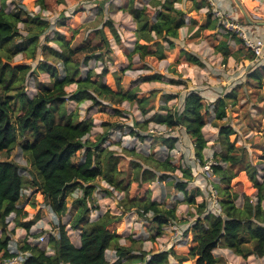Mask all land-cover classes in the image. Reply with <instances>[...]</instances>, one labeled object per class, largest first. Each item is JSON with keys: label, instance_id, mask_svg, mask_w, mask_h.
I'll return each instance as SVG.
<instances>
[{"label": "trees", "instance_id": "obj_1", "mask_svg": "<svg viewBox=\"0 0 264 264\" xmlns=\"http://www.w3.org/2000/svg\"><path fill=\"white\" fill-rule=\"evenodd\" d=\"M7 1L9 0H0V154L8 156L7 159L0 160V261L10 257L9 245L12 242L10 235H15L16 228L19 227L27 232L20 242V251L29 254L24 264H186L188 262L222 264L220 257L215 254L218 248H225L243 259L251 256L264 258V202L258 197L253 209L249 203L251 197L242 194L243 205L240 207L237 205L239 193L232 192L230 188L233 180L244 174L252 190L256 191L255 196H258V193L264 192V178L262 181L257 179L260 170L253 164L246 148L238 146L237 141H231V136L236 134L234 128L229 124H218L228 119V104L232 107L235 105L237 92L233 90L214 104H209L208 109L211 111L204 108L202 97L193 92L186 97L187 106L179 120L173 119L169 112L167 116L154 114L144 122H136L145 126L155 123L172 129H177L183 124L186 133L191 138L195 137L193 142L196 149L195 156L201 159V152L206 143L204 129L209 124L208 117L211 118L210 124L219 131L218 140L221 148L219 152H214L213 159L225 161L229 165L227 169L221 163H213L211 166L212 174L218 177L219 181V184L215 183L214 186L219 197L222 196L223 215L220 217L212 214L204 215L207 202L198 204L196 201L203 192L199 189L193 192L187 190L193 180L191 168H184L181 171L180 166L172 162L171 150L174 149L177 140L169 138L164 140L169 148V153L164 154L165 159H157L152 152L148 156L140 155L143 160L154 161L159 166L161 169L159 175L151 168L133 162V182L138 188H143L151 186L153 181L166 184L174 181L171 185L184 195V199L179 203L197 209V219L188 230L193 234L191 244L189 248L183 250L174 246L169 251L149 253L137 250L136 243L131 238L128 239L130 243L128 247L121 245L122 236L116 231H111L110 227L121 222L125 213L136 211L142 218H149L148 213H152L151 222L157 226V236L152 238L153 242L163 235V230L168 224L179 222L177 206L170 207L155 201L150 194H139L134 197L130 195L131 182L126 184L121 179L122 172L119 168L121 158L109 148H104L111 138L110 131L120 126L104 124V132L89 136L95 128L93 120H80L77 113H69L67 110L68 102H74L78 106L91 102L99 107L104 103L117 106L125 101L145 103V97L137 99L132 89L124 91L120 86L121 80L107 68H104L99 75L92 69L83 73L82 69L87 68L92 59L104 60L103 51H111L110 42L104 31L105 27H108L117 44H121V37L114 23L108 20L104 27L96 32L102 38V45L76 51L71 48L76 32L71 39L55 32L54 38L48 39V42L56 43L58 50L41 42V37L52 27L51 22L41 15L57 11L65 5L66 0H30L33 8L40 10L39 14L33 16H30L24 4L15 12L8 11ZM109 1L111 0H105L100 5L101 12ZM137 1L127 0L122 8L136 25L133 49L130 51L126 47L123 48L130 60L138 56L141 61L148 58L164 61L167 59V54L163 51L164 46L166 45L169 51L175 50L177 48L175 41L180 38L182 29L187 28L189 32L196 29L191 37H200L205 31H215L219 28L218 22L213 19L211 6L206 4L205 0H191L193 4L189 11L178 7L184 4V0H149L143 7H138ZM205 8L208 9L205 24L199 26L198 18L187 19L189 14L200 12ZM27 23L32 24L33 29L23 42H17L18 38H21L19 25ZM59 26L65 27V24L60 23ZM232 38L236 43L244 44L241 39L228 33L224 40L219 42L217 49H228V44L224 41ZM192 39L194 38L188 42L193 41ZM39 51L44 60L39 62L37 69L48 73L52 84L40 86L37 94L30 98L24 90L27 75L31 72L28 63L37 59ZM88 51L92 53L91 56L85 57L83 61L78 59V56ZM223 54L228 55V51ZM17 55H22V61L13 63ZM198 60L197 56L182 49L179 59L173 64L175 67L172 68V72L179 71L176 69L177 66L178 68L180 65L192 66L189 61L195 63ZM57 65L61 66V70ZM199 66H202L201 62ZM33 74H36V70L32 72ZM107 76L113 77L116 89L105 82ZM163 76L161 73L147 74L141 77V81L160 83L163 82L160 79ZM252 78L259 84L262 81L261 74L257 72L252 74ZM73 85L76 86V90L69 95L66 89ZM170 99L173 97H166V103ZM114 112L115 115L123 114L119 108H114ZM143 112L142 109L141 114ZM132 134H135L133 130ZM25 136L28 138L19 142L20 137L25 138ZM17 146L23 153L30 155L31 166L40 180L39 185L33 182L31 185L36 188L35 193L41 195L44 205L54 216L61 220L69 212L67 201L74 191L83 192V196L74 200L76 212L70 223L73 231H80L79 247L71 242L67 228L61 221L57 227V236H51L47 246L52 247L50 249L53 253H50L47 247L40 248L38 245L28 243L29 238H38L43 233H34L32 230L41 220L42 208L36 203L31 204L33 196L24 204L21 203L26 191L28 175L9 160ZM122 151L128 155L135 154V150L128 147H124ZM80 152H84L83 157L76 162L74 159ZM201 165H203L202 159ZM178 171L182 173L183 180L179 178L172 180L173 175ZM230 172L233 174L229 175ZM97 180L109 186L104 191V198H113L114 191L121 193L114 198L123 211L122 215L106 212L97 220L90 221L89 204L95 203ZM95 207L98 208L97 205ZM31 209L36 211V217L27 220ZM12 215L16 228L8 235V219ZM110 250L116 251L117 260L113 263L107 258Z\"/></svg>", "mask_w": 264, "mask_h": 264}, {"label": "rangeland", "instance_id": "obj_2", "mask_svg": "<svg viewBox=\"0 0 264 264\" xmlns=\"http://www.w3.org/2000/svg\"><path fill=\"white\" fill-rule=\"evenodd\" d=\"M105 0H66L65 5L61 6L57 11H54L53 13H42V17L46 20H49L52 24V27L49 31L45 33V35L42 37L41 42L42 44H48L49 47L55 48L59 50V47L56 43L53 41H49L48 39L54 38V33L59 32L60 34H63L67 37V39H71L74 32L75 36L72 40L71 48L73 50H80V49H86L88 47L96 46V45H102V38L99 36V34H96L100 29L104 27V24L106 21L110 20L114 23L115 28L117 29L120 37H121V44L123 47H121V44H117L116 40L110 33L108 27L104 28V31L106 33V36L110 42L111 51L104 50L103 53L105 54L104 60H96L92 59L89 63L87 68H83V73L85 74L88 70L92 69L95 70V72L99 75L102 73L104 68H107L110 73L116 74L117 78L121 80L120 86L123 88L125 77L128 76L129 73H147V74H163L165 71H168V64H165V61H168L170 64H174L177 62L178 59V52L183 50H186L185 47L178 45V41H180L182 44H190L194 47L199 48L201 45V36L203 37V41L207 42L210 38H212V42L208 43L206 46L212 48L213 50H218L217 46L220 41L224 40V37L226 34H230L231 36L235 35L237 38L241 39L240 33L241 29L245 27L244 21H247V27H260V24L258 21L261 19H264V1L263 0H247V3H241V0H237V3L239 4V7H237L238 4H233L231 2V8L225 9L224 7H216L217 0H207L205 2H208L211 7V12L213 14V9L218 10L220 13H222V17L220 20L215 19L218 24L219 28L215 31H205L200 37L194 36L191 37L187 35L186 32H180V38L176 40L177 48L175 50L169 51L167 54V59L164 61H157L154 58H148L143 61L137 59L138 56H134L132 60L129 59V57L126 55L123 48H127L128 50L133 49V44L136 40L134 32L136 29L135 23L132 21V18L124 13L122 11V8L126 5L127 0H111L107 2L104 6V11H100V5ZM191 0H185L184 4L181 6H178L179 8H182L185 11H189L191 9ZM199 1V0H198ZM201 1V0H200ZM149 2V0H138L137 6L143 7ZM211 2L214 3V5L211 4ZM229 4V2H226ZM24 4L26 6L27 12H29L30 16L37 15L40 13L39 8H33V4L30 0H9L7 1L8 5V11H14L17 10L19 7ZM221 4H224L222 1ZM207 13L208 9L205 8L199 13H191L188 15L187 19L190 18H198V25L201 26L206 23L207 20ZM231 13V14H230ZM243 13V15H241ZM24 19H27L26 16H23ZM251 17V18H250ZM225 21H227V25L225 24ZM63 23L65 24V27H60L59 24ZM228 25H238V27L234 28L233 32H229L227 27ZM20 35L21 38H18L17 42H23V39L28 35V33L33 29L32 24H20ZM187 29V28H185ZM188 30V29H187ZM239 31L240 33H237ZM228 32V33H227ZM248 34L247 32H244ZM191 38L193 41H189ZM234 43H236L233 38L232 40ZM122 48V49H121ZM195 56H198L197 53L193 52ZM91 52H84L80 56H78V59L83 61L85 57L91 56ZM23 59L22 55H17L13 59V63H19ZM44 60V57L41 53V51L38 52L37 59L33 62H29V66L31 67V72L27 75V80L24 85V90L26 91L27 95L32 98L34 97L37 92L40 90V86H51L52 81L50 78V75L48 73L38 71L37 67L40 61ZM151 60V63H148V61ZM201 67H204L203 62ZM59 70H61V66L57 65ZM97 67H100V71L97 72ZM157 68L161 69L157 72H151V68ZM177 71L175 74L171 77H165L166 82L169 84L170 87H183L186 80H195L197 78V73L194 70V68L189 65L186 67H182V65L176 67ZM36 70V74L32 75V72ZM172 71V69H171ZM259 73L262 76V81L259 84L257 81L253 80L252 74ZM147 74L143 75H136L133 78L129 79L127 81L128 83V91L139 86L140 84H151V83H143L141 81V77ZM247 79L244 81V84H236L233 90L237 92V99L235 101V105L228 110V119L224 121L223 123H218L219 125L223 124H229L231 125L235 130V135L231 136V141H237L238 146L246 148L250 159L252 160L253 164L258 166L259 172V179L262 181L264 178V104L262 103H251V109L248 111H245L247 106L250 103V100L245 99L243 103H240V101L243 99L241 95V90L247 86L249 89V95L253 98L259 97L260 100H264V97H260L259 92L255 91V89L264 87V64H257L256 66L252 67L250 71L246 73ZM105 82L109 84L113 89H116L115 81L112 76H107L105 78ZM164 82V81H163ZM174 82V83H172ZM154 83V82H152ZM158 83V82H156ZM76 90V86H70L66 89L67 93L69 95H72ZM124 90V88H123ZM232 90V91H233ZM125 91V90H124ZM150 92H155L157 89L153 88L149 90ZM204 91V90H202ZM202 91H196L195 89L190 90L187 93V96L191 93H197L199 94L202 99ZM231 91V92H232ZM230 92L225 93L223 96L228 94ZM179 95V92H172L169 94H166L164 97H162V102L166 103L165 98L166 97H173V99ZM186 96V97H187ZM144 96H141L142 98ZM219 98L212 103L214 104ZM186 99V98H185ZM172 100V99H170ZM169 100V101H170ZM168 102V101H167ZM122 105V104H121ZM121 105L112 106L108 103H104L103 106H95L91 102H85L78 106L74 102H68L67 103V110L69 113L74 112L77 113L80 120H86V119H92L95 124L96 131L92 132V135H97L99 133L104 132V124H112L114 126H120L115 127L110 132L111 138L109 141L104 145V148H109V150H112L115 152L117 156L121 158L119 168L122 172L121 179L124 180V182L127 184L131 182L130 187V195L131 196H138L139 194H150L151 198L155 201L164 203L165 205H168L170 207L177 206V216L179 217V222L181 225V229L184 230V234L190 235V243L193 238V234L189 232V228L193 226L195 220L197 219V209L193 206H189L184 203H179L181 200L184 199V195H178L179 192L173 185L170 186L168 191H165L163 188L160 189L159 195H156L154 197V193L156 191V187L159 184H166L165 182H157L156 186H149V187H143L138 188L137 184L133 182L134 178V168L132 163H140V159H128L129 156H139L140 155H150L151 152L156 155V158L165 159L164 154H166L169 151V148L167 145H165L164 140L172 138L177 140L175 143V147L173 150H171V155L174 152H177L179 150V147H186L187 143L194 142L192 138L186 133L184 130L182 135H170V136H163L161 138L160 136H156L153 133H140L136 132L135 128H133L131 125H126L122 121H127L129 116L125 112V107L127 106L125 103H123V107ZM211 105V104H210ZM114 108H119L122 110V115H115ZM253 110L255 115H253ZM141 114V113H140ZM241 116H243V121L241 120ZM251 117V118H250ZM97 118L99 119V122L97 124ZM151 118V117H150ZM211 119V118H210ZM210 119L208 117V126H211L216 131L213 133H205V135L208 136V140L211 141L214 138L218 139L219 131L217 128H215L212 124H210ZM244 121H247V123L244 124V129H242L243 135L236 132V127H239ZM141 122V121H137ZM144 122V121H142ZM155 123H150L149 126L153 125ZM156 125V124H155ZM235 125V126H234ZM159 126V125H158ZM207 126V127H208ZM166 128V127H165ZM167 129V128H166ZM178 129V128H177ZM246 129V130H245ZM135 132V134H132ZM117 133H120V135H117ZM249 133H252V135H249ZM125 135H135L136 139L133 140L129 145H125L124 147H128L135 150V154H125L122 149L120 152L115 151L120 144L122 143V138ZM162 136V134H161ZM28 136H25V138L20 137L19 142H23L25 139H27ZM246 138V139H245ZM157 144L160 145V150L157 151H149V149H153L157 147ZM142 145V146H141ZM246 145V146H245ZM212 148L213 154L214 152H219L221 150L220 144L217 146L216 144L209 145ZM84 152H80L76 158L74 159L76 162H78L83 157ZM169 153V152H168ZM195 155V152H194ZM8 156L5 154H0V160L7 159ZM184 158V153H180L179 159ZM9 160L11 162H14L17 164L21 170H24L26 174L28 175V178H26V191L24 194V198L22 199V204L29 201V198L31 199V204L36 203L42 208L41 212V222L39 224H49L50 226L48 228H54V225L52 221L54 220V217L52 216V213H50L49 208L44 205L43 198L38 193L36 194V188L33 187L31 184L32 182L36 185H39L40 180L34 171V169L31 166L30 161V155L25 154L21 151L20 147L17 146L15 151L11 154L9 157ZM214 160V159H213ZM213 164V163H212ZM211 164V165H212ZM177 165V164H176ZM211 165L209 168L211 169L212 174V168ZM179 166V165H177ZM203 167V165H201ZM191 168V167H188ZM193 180L189 183L187 190L189 192H193L196 189L201 190L202 196L197 197V203L201 204L205 200H209L210 198V191H216L213 190L214 184L218 183L219 181L217 178L212 174L213 179L211 180L210 184L207 183V170H205V173H200L195 171L191 168ZM241 175V174H240ZM239 175V176H240ZM244 175V174H243ZM169 176H172L169 174ZM201 176H204L205 179L201 181V183H196L197 180L201 179ZM179 178L182 179V173L180 171L176 172L173 175V179ZM246 178V177H245ZM183 180V179H182ZM247 183H245V180L236 178L233 180L231 184V190L232 192L239 193L240 197L237 200V205L242 206L243 205V198L242 194H247L250 197H253L256 195V191L252 190V187L250 183L248 182V179L246 178ZM95 185L98 187V189L94 193L95 197V203L90 202L89 206H91V214H90V221H95L103 215L106 212H111L113 215L120 216L123 214V211L121 207L118 205V201L115 200L114 197L118 196V194H121L117 191H114V197L113 198H104V191L109 188L107 183L97 180L95 182ZM107 185V187L105 186ZM153 185V184H151ZM203 185V186H202ZM222 187H225L222 185ZM149 192V193H148ZM123 195V194H122ZM83 196V192L80 190H75L74 194L68 199V208L69 212L62 218V222L66 226V230L69 233L71 242L75 246H79L80 241V231H73L70 227V223L72 221L73 215L76 212V207L74 205V200L79 197ZM170 196V200H169ZM221 200L222 196L220 195ZM95 205L98 206V208L95 207ZM264 207V203H263ZM34 217H36V211L30 210L29 211V217L27 220H31ZM14 215H12L8 221H9V227H8V235L11 230L16 228V224L13 222ZM152 217L149 216V218H142L139 217V215L136 213V211L125 213L123 216V219L121 222L114 224L112 227H110L111 231H116L118 234L122 236V239L120 240L121 245L129 246L128 239L131 238L136 243V249L141 250L142 252L146 251L149 252H161L163 250H171L170 244L173 237V234H171L167 228H164L163 235L159 237L156 241H152V238L157 236V226L152 224L151 222ZM191 221V222H189ZM184 225H187L186 227ZM41 226V225H39ZM38 226H35L32 230H34V233L46 231V230H37ZM47 232V231H46ZM45 234V232H44ZM1 235V232H0ZM26 233L22 232L21 228H16V234L10 235V238L19 240L22 242V240L25 238ZM189 244L182 243L179 245L180 247H183L186 249L189 248ZM177 244H174V246ZM52 249V247H50ZM52 251V250H51ZM215 254L220 257L222 264H264V258L258 259L254 256L249 257L248 259H243L241 257L237 258L234 254L226 253L225 251H222V248H218L215 250ZM116 257V251L110 250L108 252V260L113 263L115 262ZM186 264H192L191 262H188Z\"/></svg>", "mask_w": 264, "mask_h": 264}, {"label": "clouds", "instance_id": "obj_3", "mask_svg": "<svg viewBox=\"0 0 264 264\" xmlns=\"http://www.w3.org/2000/svg\"><path fill=\"white\" fill-rule=\"evenodd\" d=\"M232 3L235 4V0H232ZM241 3H247V0H241ZM216 7H224L225 9H227L228 5L217 4ZM237 7H239V5H237ZM241 15H243V13H241ZM243 23L245 27L241 29V32L242 33L247 32L248 38L254 39L256 45L258 46H254L252 50L249 51L247 43L241 45L239 43H234L233 41H231V39H229L227 41H224L225 43L228 44V49L221 48L219 50H213L212 48L206 46L208 43L212 42V38H210L209 41L204 42L203 37L201 36V45L199 48L194 47L193 45L190 44L181 45L180 41H178L177 42L178 45L185 47L186 53L195 52L198 54L199 56L198 61H196L195 63L189 61V63L192 64V67L198 74L197 78L195 80H186L183 87L180 86H177L175 88L170 87L169 84L166 82L165 77H171L173 75H176L171 71V69L174 68L175 65L170 64L168 61H165V64H168L169 70L165 71L164 76L160 78L161 81L164 82L140 84L139 86L132 89V92L136 94L137 99H139L141 96L145 97V103L136 104L134 101H125V104L127 105L125 107V112L128 114L129 118L127 121H122V122L125 123L126 125H131L133 128H135L136 132L153 133L156 136H160L161 138H163V136L182 135L184 132L183 124H181L178 129H172V128L166 129L164 126H158L155 124L151 126H145L143 123L137 124L136 122L137 121L142 122L148 120L154 114L167 116L169 112H171L173 119L179 120L181 115L185 112V108L187 106L185 99L187 93L192 89H195L196 91L204 90L202 91V95H203L202 103L206 110L211 111V109H208V105L212 104L217 99V97H223L225 93L231 92L236 84H244V81L247 79L246 73L250 71L251 68L256 66L257 64H264V19L258 21V23L260 24V27L258 28L247 27L246 20ZM225 24L227 25V21H225ZM228 26L238 27V25H228ZM181 31L186 32L187 35L191 36L192 33L196 31V29H193L191 32H189L187 29H182ZM217 31L219 30L217 29ZM163 51L165 53L169 52V49L166 45L164 46ZM225 51H228V55L223 54ZM200 62H203L204 67L199 66ZM148 63H151V60H149ZM185 67L187 69V66ZM159 70L161 69H157L155 67L150 69L151 72H157ZM96 71L99 72L100 67H97ZM143 74H147V73H135V72L129 73L124 80V84H123L124 90L128 91L127 81L129 79L133 78L136 75H143ZM153 88L157 89V91L150 92L149 90ZM255 91L259 92L260 97H264V87L257 88L255 89ZM172 92H179V95L176 96L174 99L168 101L167 103H163L161 98L164 97L166 94ZM241 95L243 99L240 101V103H243L245 99L250 100V103L245 109V111L251 109V103L259 102L264 104V100H260L259 97L253 98L249 95V89L247 88L246 85L241 90ZM121 106L123 107L124 105L122 104ZM213 106L215 107V105ZM231 108L232 105L228 104V110H230ZM142 109L144 110V112L143 114H140ZM253 115H255L254 110H253ZM99 119L100 118H97V124L99 122ZM241 120L243 121V116H241ZM223 122L224 121H220V123ZM245 123H247V121H244L239 127H236L237 133L243 135L242 129H244ZM93 131L95 132L96 129L94 128ZM215 131L216 130L213 129L211 126L205 127L204 129V132L209 134ZM91 135L92 132L89 133V136ZM117 135H120V133H117ZM249 135H252V133H249ZM135 139H136L135 135H125L122 138V143L117 149H115V151L120 152L125 145H129ZM192 140L195 141V137H193ZM204 140L206 143L203 148V151L201 152L203 167H201V159H197L196 156L194 155L196 149L194 143L192 142L187 143L186 147L178 146L179 150L177 152L172 153L170 158L174 164L180 166L181 171H183L184 168H188V167H191L192 169L200 173H205V170H207L206 182L210 184L211 180L213 179V176L211 174V169L209 168V166L212 163H221L224 164L225 168L227 169L229 165L225 161L213 160V151L209 145L216 144L217 146H219V140L214 138L213 140L209 141L207 135L204 136ZM159 150H160L159 144H157V147L153 149H149V151H157V152ZM180 153H184L183 159H179ZM128 159H140L143 167L151 168L153 171L157 172V175H159V171L161 169L159 168L158 165L155 164L154 161H145L142 158H140L138 155L129 156ZM143 167L141 168V172L143 171ZM228 174L231 175L233 173L230 172ZM216 178L218 179V177ZM204 179L205 177L201 176V179L197 180L196 183H201V181ZM238 179L245 180V183H247L246 178L243 174H241L238 177ZM257 179H259V177H257ZM171 183H174V181L170 182L168 185L159 184L156 187L154 197L156 195H159V191L161 188H163L165 191H168V189L171 186ZM156 185L157 182L153 181V185L151 186H156ZM105 186L107 187V185ZM177 194L183 195V193H177ZM258 197L262 199V202H264V192L258 193V196L251 197L249 203L251 204L253 209L256 206V200L258 199ZM170 199L171 198L169 196V200ZM148 215L151 216L152 213L149 212ZM184 226L186 227L187 225ZM180 230L177 231L176 238L179 237ZM14 247H15L14 244L9 245V248H14ZM5 264H8V262L6 261Z\"/></svg>", "mask_w": 264, "mask_h": 264}, {"label": "built area", "instance_id": "obj_4", "mask_svg": "<svg viewBox=\"0 0 264 264\" xmlns=\"http://www.w3.org/2000/svg\"><path fill=\"white\" fill-rule=\"evenodd\" d=\"M211 4L214 5L213 2H211ZM213 17L215 19H217V20H220L221 17H222V13H220L218 10H214L213 9ZM226 27H227L229 32H233L234 28H235V27H229V26H226ZM237 33H240V32L237 31ZM240 37H241V40L243 41L244 44L247 43L248 48H249L250 51L252 50V48L254 46H258V45H256L254 39H249L248 38V34H246L244 32L243 33L241 32L240 33ZM214 189H215V186L213 187V190ZM209 193H210L209 194L210 195L209 200L208 201L205 200V202H207V208H206V212L204 213V215L212 214V215H214L216 217L222 216L223 215V211H222V207H221V198L219 197L218 192L217 191H210ZM52 216L54 217V220L52 221V223L54 225V228H48L50 226L49 224L41 225L39 227V229H37V230H46L47 232L44 231L45 232V234H44V232L41 231L43 233H42V235L40 237L35 238V239L32 238V237L29 238L28 239V243L29 244L38 245L40 248H45V247L48 246L50 237L51 236H54V237L57 236V234H58V228L57 227L60 224V221L62 222V219L60 220V218H57L53 214H52ZM180 229H181V225L178 222L168 224L167 230L171 234H173V237H172V240H171V244H170L171 245L170 249H172L174 247V244H177L175 246H179L182 243H185L186 245L190 243V235L188 234V235L185 236L184 230H180ZM178 230H180L179 231V237L176 238ZM33 232H34V230H33ZM11 241H12L11 244H14L15 247L14 248H9L10 257L3 258L0 261V264H5L6 261L8 262V264H24L26 259H27V257H28V255H29L28 252L20 251V241L19 240H15V239L11 238ZM47 249H48V251L50 253H53L49 247H47ZM163 251H165V250H163ZM114 258H115V261H116L117 258L116 257H114Z\"/></svg>", "mask_w": 264, "mask_h": 264}, {"label": "crops", "instance_id": "obj_5", "mask_svg": "<svg viewBox=\"0 0 264 264\" xmlns=\"http://www.w3.org/2000/svg\"><path fill=\"white\" fill-rule=\"evenodd\" d=\"M185 1V0H184ZM200 1V0H199ZM205 1H207V0H205ZM224 2V4H227L226 2H229V4H227L228 5V8H233V7H231V2H232V0H217V2L219 3V4H221V2ZM264 1V0H263ZM191 2V6H192V1H190ZM208 2H206V4H207ZM235 3L236 4H238L237 3V0H235ZM239 5V4H238ZM203 10V9H202ZM201 10V11H202ZM200 11V12H201ZM194 13H196V12H194ZM197 13H199V12H197ZM179 55H180V51L178 52V56H177V58L176 59H179ZM41 221V220H40ZM40 221H39V223H40ZM39 225H42V224H39ZM39 225H36V226H38V229H39ZM21 230H22V232H25L26 234H27V232L24 230V229H22L21 228ZM81 245V242L79 241V246ZM79 246H76V247H79ZM178 249H181V250H183V249H185V248H183V247H180V246H176ZM222 251H225L226 253H230V251L229 250H227V249H225V248H222ZM237 258H239V257H237Z\"/></svg>", "mask_w": 264, "mask_h": 264}]
</instances>
